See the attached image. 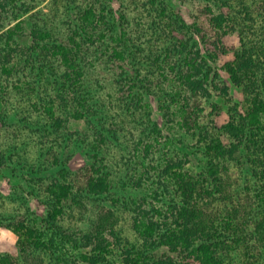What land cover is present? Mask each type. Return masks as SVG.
I'll list each match as a JSON object with an SVG mask.
<instances>
[{"label":"trees","instance_id":"1","mask_svg":"<svg viewBox=\"0 0 264 264\" xmlns=\"http://www.w3.org/2000/svg\"><path fill=\"white\" fill-rule=\"evenodd\" d=\"M103 1L112 0H81V10L78 12L81 17L75 22L72 31L66 37L58 39L59 41H50V29L44 25L47 20L44 21V17L41 18L36 13L18 20L9 30L7 37L13 38L16 34L23 36L29 20L30 40H24L28 45L25 43H19L18 47L16 45L22 55L19 60L23 64H30L40 74L48 71V77L54 79L52 82L55 93L43 94V91L47 92V86L37 87L38 104L43 108L40 115L43 117L40 119L37 117L33 126L38 130L43 129L47 136L57 134L56 137L64 138L65 131L70 126L65 124V119L59 114L58 108H62L67 115L76 120L84 118L97 128L96 139H92L89 145L95 156L101 153V139L116 141L124 129L117 120H113L109 125L101 121L107 113L105 110L107 97L104 91L97 89V85L94 84L93 78H97L95 74H99L97 64L93 62L88 65L86 60L91 59L96 40L106 34V37H103L105 39L99 42V46L102 44V51L110 48L108 54L110 58L127 60L137 52L131 53V40L127 36L124 24L126 16L113 15L112 20L105 19L106 7L102 5ZM12 2L18 7V0ZM150 2L157 5V0ZM239 3H242L246 11L245 19L249 23H246L245 30L249 31H240V46L234 51V58L221 66L232 84L242 94L241 99L236 100L230 93L231 86L220 85L218 82L219 72L215 67L218 65L219 56L229 52L226 41L228 32L240 23V18L235 14L240 10L237 8ZM29 4L23 1L22 5L26 7L25 9L19 7V11L24 10L23 14L30 12ZM162 4L159 9L164 13L166 7ZM256 8L258 15H264V0H205L204 5L197 9L193 23L184 25L190 31L187 40L192 41L190 48L189 43L181 39L180 44L176 45L177 49L174 48L172 52L173 59L164 61L167 65H160L166 66L165 69L173 75V80L168 78L163 80L159 76H164L165 69L160 71L159 75L148 76L143 72L146 69L143 62L137 64L133 60L135 72L122 64L112 77L117 85L119 84L115 91L124 92L120 97L127 106V116L141 119L148 117L149 124H152L153 129L160 134L159 124L153 121L151 109L149 110L150 102L146 99L158 91L160 95L157 94L162 101L163 99L169 101L164 107V115L178 116L181 127L197 132L198 141L207 154L206 164L196 172L186 168L181 160L157 162L162 166L156 169L160 170L157 178L159 186L153 194L156 202L160 203L146 207L140 201H134L132 229L138 241L129 240L123 235L124 228L118 222L121 214L118 207H106L104 211L102 210L105 207H99L93 228L88 232L77 233L64 226L61 219L64 213L72 210L76 202L82 204L85 196L106 199L114 185L107 173L102 171L101 165L96 164H91L90 168L86 169L88 171L82 185L79 174L73 175L68 165L59 161V156L55 154H53L55 166H59L57 171L44 176L39 175L47 170L43 166L54 167L53 163L48 161L49 157H46L50 155L51 148L44 147L47 145L44 142L38 154L39 161L26 162L22 166L23 169L36 173L31 177V180L34 178L35 181V185L31 186V194L35 195L46 210L42 218L43 229L36 224L32 226L24 222L13 227L19 236L18 243L23 253L30 249H38V256L42 261H45V256L50 257L49 264H76L78 261L86 264L262 263L264 23L261 24V28L256 25L255 17L251 13ZM107 12L111 14V10L107 9ZM256 27L260 29L257 33L262 36L261 40L250 41L247 34L255 33ZM108 37L112 40L109 38V41ZM8 44L12 47L9 42ZM176 55L178 59H174ZM14 58L15 62L12 63L16 64L17 55ZM4 68L8 72L6 78L12 77L10 71L13 67L10 69L5 65ZM214 95L220 97L223 103V105L219 102L212 103V108L216 112L214 115H219L223 108H226L230 113V119L220 126L215 121V123L212 121L209 127L203 126L201 124L205 115L203 104ZM104 127L108 131L107 135L102 130ZM215 130L218 131V135L213 132ZM150 134L151 132L145 137H140L134 143L135 149L137 148L140 153L148 154L154 142H158L157 135L151 140ZM73 138L70 135L67 137L70 140ZM236 163H240L242 169L248 168L246 180L254 181L255 189L258 191L256 194L250 195L252 193L251 190H247L248 183L244 184L242 181L237 183L238 178L230 174L232 168L243 174L240 172L242 169L238 168L240 164L234 167L237 166ZM148 168L143 167L142 170L146 172ZM230 176L234 177L233 181L236 183L229 181ZM40 190L41 195L38 192ZM163 203H166L167 207H163ZM35 222L37 223V219ZM0 264H18V261L12 256L0 255Z\"/></svg>","mask_w":264,"mask_h":264},{"label":"rangeland","instance_id":"2","mask_svg":"<svg viewBox=\"0 0 264 264\" xmlns=\"http://www.w3.org/2000/svg\"><path fill=\"white\" fill-rule=\"evenodd\" d=\"M23 1L30 3L29 6H31V11L25 14H23L24 10L19 11V7L22 9L26 7V5H22ZM150 1L112 0L111 2H102V5L106 7L105 19L110 21L113 15L115 17H119L121 14L126 16L124 24L127 36L131 40V53L137 52H134L130 56L131 58L127 60L110 58L108 56L110 48L102 51V44L99 46V42L105 39L103 37H106V34L96 40L90 55L91 59L86 60L88 65L93 62L97 64L96 67L99 69L97 73L99 74H95L97 78H93L94 84L97 85V89L104 91L107 97L105 102L107 113L101 121L109 125L113 120H117L124 129L116 141L101 139V153L99 156H95L93 150L90 151L89 145L92 139H96L97 128L84 118L76 120L67 115V112L62 108H58L59 114L65 119V124L70 126L65 131L64 138L62 136L56 137L57 134L47 136L43 129L38 130L33 126L37 117L39 119L43 117L40 115L43 108L38 104L37 87L38 85L41 88L47 86V92L44 93L42 89L43 94L55 93V86L52 82L54 79L48 77V71L40 74L30 64H23L19 60L22 55H20V50H17L16 45L18 47L19 43H25L24 40H30L28 37L30 32L29 20L23 36L16 34L14 36L15 41H13L14 37L7 38L9 30L18 20L31 17L36 13L37 16L44 17V21L47 20L44 25L50 29V41H59L58 39L66 37L72 31L75 22L81 17V14L78 13L81 10V0H18V7L14 6L12 0H0V158H2L0 159V255L12 256L17 259L18 264H49L51 261L49 256H45V261H42L38 256V249H30L23 253L18 243L19 236L13 230V227L20 225L21 222L32 226L36 224L40 229L44 224L42 218L46 214L45 207L40 204L35 195L31 194V186L35 185L34 178L31 180V177L36 173L22 167L26 162L39 161L38 154L42 150L44 142L47 143L44 147L51 148L50 155L46 157H49L48 161L53 163L52 167H54H48L50 168L48 169L43 166L47 170L39 175L44 176L57 171L59 166H55L53 156L55 154L59 156V161L68 165L73 175L79 174L81 184L85 181V173L88 171L86 169H89L91 164L101 165L102 171L106 172L113 182L114 188L106 199L85 196L82 204L76 202L72 210L64 213L61 219L62 223L66 228L77 233L88 232L93 228V221L99 207H105L102 211L106 210V207H118L121 212L118 222L124 228L123 235L129 240L138 241V237L132 229V217L135 215L133 211L134 201H140L146 207L160 203L156 202L153 194L159 186L157 178H159L160 170L156 169H160L162 165L158 163L168 160H181L186 168L194 172L200 171L206 164L207 154L203 150L204 147L201 142L198 141V133L181 127L178 116L164 115V107L169 101L165 99L162 101L158 91L159 95L155 92V95L150 94V97H146V99L150 102L149 110L151 109L153 121H157L159 124L160 134L153 129L152 124H149L148 117L141 119L136 116H127V106L124 99L120 97L123 96L124 92L115 91V87H119V84L117 85L112 77L119 71V66L122 64L133 71L132 60L137 64L142 61L146 67L143 72L148 76L151 74L159 75L160 71L166 67L160 65H167L164 61L173 59L172 52L176 45L180 44L181 39L188 40L190 31L184 25L193 23L197 9L205 3V0H157V5H153ZM161 3H163L162 6L166 7L164 13L160 12ZM242 6V3L237 4V8L240 10L235 13L240 18V23L236 24V28L230 30L226 37L229 52L219 56L218 65L215 67L219 72L218 82L220 85H230V93L236 100L241 99L242 94L232 84L228 74L221 69V66L234 58V51L240 46V31H244L246 23H249L245 19L246 11ZM107 9L111 10V14L107 12ZM251 13L255 17L256 25L261 28V24L264 23V15H258L257 8ZM258 27H256L255 33L247 34L250 41L261 40L262 36L260 37L257 33L260 30ZM245 31L248 32L249 30L246 29ZM8 42L12 47L9 46ZM187 42L189 43L188 48H190L192 41ZM25 44L28 45L27 42ZM16 55L18 62L13 64ZM176 58L178 59L177 55L174 59ZM5 65H8L10 69L13 67L10 71L13 76L8 79L6 78L8 72L4 68ZM103 69H105L104 72ZM163 73L164 76L159 75L163 80L166 78L173 80V75L169 74L167 69ZM161 92L165 93L162 90ZM43 94L40 93L41 96ZM214 102L223 105L222 99L217 95L204 102L203 113L205 115L201 122L203 126L209 127L212 121L213 123L217 122L220 126L230 119V113L226 108H223L219 115H214L216 114L212 108ZM65 107L69 108L70 106ZM97 117L101 118L100 116ZM102 130L107 135L108 131L105 130V127ZM149 132H151L150 139L153 140L154 136L157 135L158 142H154V146L148 154L140 153L137 148L135 149L134 143ZM213 132L219 134L216 130ZM69 135L74 138L72 140L67 139ZM147 166L149 167L148 171L142 170L143 167ZM234 167H238V165ZM238 168L242 169L241 164ZM247 169H242L240 172L243 174H240L237 169L232 168L230 174L238 178L237 183L241 181L244 184L248 183L249 188L247 190H251L250 193L252 194L250 195H253L258 191L255 189L253 180L249 182L246 180ZM236 174L238 175L235 176ZM234 177L230 176L229 179L233 184L236 183L233 181ZM36 187L39 186L36 185ZM41 191H38L40 195L42 194ZM163 207H167V204L163 203ZM35 219H37V223ZM50 235L52 234L50 233ZM76 264L86 263L78 261ZM260 264H264V254Z\"/></svg>","mask_w":264,"mask_h":264}]
</instances>
